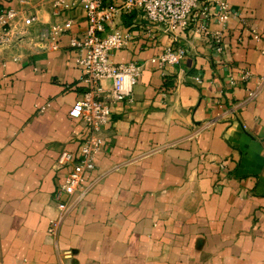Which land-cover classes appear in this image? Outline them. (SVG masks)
<instances>
[{"label":"crops","instance_id":"1","mask_svg":"<svg viewBox=\"0 0 264 264\" xmlns=\"http://www.w3.org/2000/svg\"><path fill=\"white\" fill-rule=\"evenodd\" d=\"M227 2L241 19L219 55L210 35L188 30L174 42L135 11L115 18L128 42L113 61L144 71L132 99L113 108L85 197L72 199L53 235L69 171L56 160L77 153L86 133L69 110L85 92L71 39L88 21L81 7L55 18L50 3L34 1L44 27L73 24L55 47L20 61L0 49V264H264V0ZM11 7L19 0H0ZM173 44L184 60L151 61ZM243 69L253 76L242 83Z\"/></svg>","mask_w":264,"mask_h":264},{"label":"built area","instance_id":"2","mask_svg":"<svg viewBox=\"0 0 264 264\" xmlns=\"http://www.w3.org/2000/svg\"><path fill=\"white\" fill-rule=\"evenodd\" d=\"M35 0H19V8L0 10V49L7 52L14 61H20L27 51L45 50L56 46L59 37L70 31L73 20L44 27L38 17ZM52 6V15L62 18L64 13L81 7L87 17L88 27L81 37L72 38L71 46L78 52V64L82 70L80 82L85 87L81 99L69 110L73 120L86 127V133L77 153L63 150L57 165L69 171L61 182L55 196L59 215L49 228L56 234L68 216L74 197L83 199L87 193L86 174L96 167L97 154L106 145V127L114 106L122 100L132 99L133 89L140 81L144 64L137 61L115 63L113 54L126 46L128 38L114 25L115 18L125 12L135 11L148 24L162 33L171 34L174 42L181 34L192 32L199 36L210 35L216 53L224 51V35L230 25L241 19V13L233 10L227 0H40ZM203 18L196 22L194 13ZM215 20L220 29L210 30L209 22ZM41 25L39 28L38 26ZM250 34L260 39V32L251 28ZM244 36L240 33L239 41ZM187 57L184 47L176 44L167 46L163 52L151 59L159 68L175 65ZM253 76L249 69H243L238 79L243 83ZM106 83H109L106 85ZM232 86L237 81L230 79ZM250 92L249 96H253ZM227 161H221L222 169ZM62 196H66L63 199Z\"/></svg>","mask_w":264,"mask_h":264}]
</instances>
